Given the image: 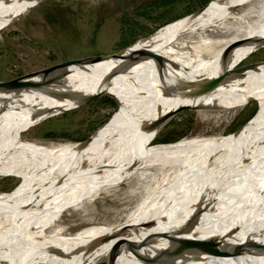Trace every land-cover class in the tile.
Wrapping results in <instances>:
<instances>
[{
    "label": "bare ground",
    "instance_id": "1",
    "mask_svg": "<svg viewBox=\"0 0 264 264\" xmlns=\"http://www.w3.org/2000/svg\"><path fill=\"white\" fill-rule=\"evenodd\" d=\"M221 1L163 26L123 48H129L125 53L68 64L44 78L36 75L37 86L0 89V120L13 124L0 136V175L36 177L13 195L17 206L10 218L0 210V264H132L115 261L121 249L139 242L184 244L195 235H212L210 243L195 246L204 250L203 259L219 263L238 254L216 255L218 247L244 239L264 243L259 215L264 207V61L234 69L264 44V0ZM33 4L0 0V27ZM99 93H109L118 104L116 94L122 114L84 141L43 144L20 134L28 126L16 122L71 108ZM204 95L200 132L248 98H256L257 111L236 132L149 146L168 111ZM130 179L134 184L126 194L139 198L112 226L91 224L77 229L81 237L62 236L67 231L57 223L63 212L87 218L98 193ZM234 202L243 212L239 219L256 214L252 232L237 229L216 212ZM171 222L185 225L151 231ZM122 238L127 241L109 247ZM246 249L254 248L241 251L253 252ZM174 251L179 253L171 264H179L181 250Z\"/></svg>",
    "mask_w": 264,
    "mask_h": 264
},
{
    "label": "rangeland",
    "instance_id": "2",
    "mask_svg": "<svg viewBox=\"0 0 264 264\" xmlns=\"http://www.w3.org/2000/svg\"><path fill=\"white\" fill-rule=\"evenodd\" d=\"M210 1L40 0L23 13L17 15V18L14 17L8 24L0 28V80L12 78L68 57L95 53H113L116 51L125 53L126 50L134 47L139 41L149 38L163 26L178 18L200 12L209 7L214 0ZM228 1L222 0L221 4ZM141 44L142 42L137 44V46L139 47ZM127 46L129 48L123 49ZM263 59L264 44L249 52L239 64ZM113 95L117 99L118 104L114 102L115 104L111 105L105 99L109 95L101 93L71 108L61 109L53 113L33 114L27 120L18 121L16 124L23 123L28 126L29 128H25L20 134L25 139L33 140L37 143L82 142L115 118L118 119L121 116L120 101L116 94ZM206 97L204 95L197 98L191 104H184L183 108H177V111L174 110L168 114L163 119L149 146L178 142L186 136L200 135L202 133H209L208 136L217 133H232L242 122L250 119L258 107L256 98H248L243 104L228 110L227 116L224 117L225 119L220 120L216 126L200 132L201 118L199 110L204 108L201 104ZM111 99L115 101L113 98ZM120 111L121 113L117 115V112ZM251 111V115L247 117ZM8 121L9 119L0 120V136H3L2 133L13 125ZM160 139L165 141H157ZM47 176L46 173L43 177ZM34 179L36 177L33 174L27 175L23 179L12 175H0V193L5 195V198H0V210L3 214L6 213L8 218L11 217L17 206V201L13 199V195L29 187L34 182ZM132 180L122 181L111 189L98 193L90 201V208L93 213L88 215L87 218H78L73 212L71 214L63 212L61 216L62 222L60 220L57 223L59 228L67 231L62 236H74V233L76 236L80 234L79 231L82 232L81 227L90 226L91 224L107 225L115 223V219L121 217L133 207L137 198H139V195L131 196L126 194L127 188L134 184ZM243 198L248 201L249 195L247 194ZM236 210L240 212L241 207L234 202L228 204V209L222 208L216 212H222L225 221L237 225L238 227L235 226L237 229L252 232L254 230L252 229V224L254 226L257 225L254 219L256 214H247L239 219L238 217L243 212L233 213ZM3 214L1 217H3ZM261 214H263V217L260 223L264 222V207L259 212V215ZM179 225L184 226L185 222H171L163 226V229L151 231L159 232L161 230L175 229ZM77 229L80 230L78 231ZM262 232H264V229ZM81 235L79 236L81 237ZM213 239L212 235H195L184 244H168L166 247L164 246L166 242L134 243L121 249L115 261H124L132 264L147 262L171 264L173 263L171 260L179 253L174 250L178 249L181 250L180 256L182 257L179 264H264V251L257 248L246 249L253 252L245 253L241 251L237 257L226 261L223 259L219 263H215L209 257L203 259L201 254L204 250L197 249L195 245L198 241H203L206 244L210 243L211 240L213 241ZM191 245L194 248H191ZM211 247L213 246L211 245ZM162 248L163 250H161ZM203 248L205 249V247ZM255 249L257 250L254 251ZM158 251L160 253L155 258L154 255ZM49 254L53 256L52 253ZM230 257L232 256L228 258Z\"/></svg>",
    "mask_w": 264,
    "mask_h": 264
},
{
    "label": "water",
    "instance_id": "3",
    "mask_svg": "<svg viewBox=\"0 0 264 264\" xmlns=\"http://www.w3.org/2000/svg\"><path fill=\"white\" fill-rule=\"evenodd\" d=\"M33 1H34V4H36L40 0H33ZM6 2H10V1H6ZM23 12H21V13H23ZM21 13L10 15L9 18H8V22L5 23L4 25H2L0 28L5 26L6 24H8L14 17H16L17 15H19ZM116 52H113V53H95V54H88V55H82V56H76V57H68V58L62 59L60 61H56V62H53L51 64H48V65H46L44 67H41V68H38V69H35V70H31V71H28V72H25V73H21V74H19L17 76H14L12 78L0 80V89L1 90H3V89L6 90V89H10V88L16 87V86H32V87L33 86H37V85H39V83L41 81L33 79V77L36 76V75L40 76V78H44L46 75L50 74L51 72H54L56 70L59 71V70H61L63 67H65L68 64L92 62V61H95V60H98V59L106 58L109 55H113ZM263 60L253 61V62H250V63L238 64V65L235 66L234 69L242 70V69L246 68L250 64H255V63L261 62ZM202 87L204 88V87H206V85L204 84ZM99 94H101V93H99ZM104 94L109 95L111 97V95L109 93H104ZM95 96H93V97H95ZM93 97H91V98H93ZM182 106H184V105L183 104L179 105L176 108L172 109L171 111H168L167 114L165 115V117L168 114H170L172 111L176 110L177 108H181ZM247 120L248 119H246L244 122H242L236 129L233 130V132H236ZM84 139H81V140H84ZM113 224H111V226ZM128 235H131V233H129ZM125 241H127V239H124V238L117 239L113 243H111L109 247L110 248H114L115 246H117L120 243L125 242ZM244 247L258 248L259 250L264 251V243L263 242H260V241L254 240V239H244L241 243H232V244H230V245H228L227 247H224V248L218 247L216 249V251H215V254L219 255V256L237 255V254H239L241 252V250Z\"/></svg>",
    "mask_w": 264,
    "mask_h": 264
},
{
    "label": "trees",
    "instance_id": "4",
    "mask_svg": "<svg viewBox=\"0 0 264 264\" xmlns=\"http://www.w3.org/2000/svg\"><path fill=\"white\" fill-rule=\"evenodd\" d=\"M105 99H106V101H108V103H110L111 105H114V104H115V103H114L115 101H113L109 96L105 97ZM252 111H253V109H252ZM252 111L250 112V114L248 113V116H247V117H249V116L251 115ZM157 141L162 142V141H165V140L160 139V140H157Z\"/></svg>",
    "mask_w": 264,
    "mask_h": 264
}]
</instances>
